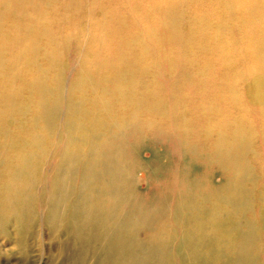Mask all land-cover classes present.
I'll return each instance as SVG.
<instances>
[{"label":"bare ground","instance_id":"bare-ground-1","mask_svg":"<svg viewBox=\"0 0 264 264\" xmlns=\"http://www.w3.org/2000/svg\"><path fill=\"white\" fill-rule=\"evenodd\" d=\"M40 216L64 264H264V0H0V224Z\"/></svg>","mask_w":264,"mask_h":264},{"label":"rangeland","instance_id":"rangeland-1","mask_svg":"<svg viewBox=\"0 0 264 264\" xmlns=\"http://www.w3.org/2000/svg\"><path fill=\"white\" fill-rule=\"evenodd\" d=\"M35 220L22 244L15 225L0 224V264H64L68 237L58 233L59 228L50 229L42 216Z\"/></svg>","mask_w":264,"mask_h":264}]
</instances>
